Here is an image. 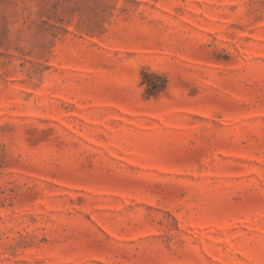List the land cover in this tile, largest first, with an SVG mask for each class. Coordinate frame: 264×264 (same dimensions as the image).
<instances>
[{
	"label": "rangeland",
	"instance_id": "1",
	"mask_svg": "<svg viewBox=\"0 0 264 264\" xmlns=\"http://www.w3.org/2000/svg\"><path fill=\"white\" fill-rule=\"evenodd\" d=\"M0 264H264V0H0Z\"/></svg>",
	"mask_w": 264,
	"mask_h": 264
}]
</instances>
